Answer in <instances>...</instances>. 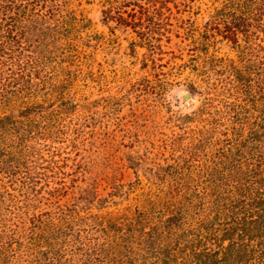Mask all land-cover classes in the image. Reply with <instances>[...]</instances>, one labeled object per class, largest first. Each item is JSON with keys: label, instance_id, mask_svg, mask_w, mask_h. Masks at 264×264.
<instances>
[{"label": "rangeland", "instance_id": "rangeland-1", "mask_svg": "<svg viewBox=\"0 0 264 264\" xmlns=\"http://www.w3.org/2000/svg\"><path fill=\"white\" fill-rule=\"evenodd\" d=\"M1 5L0 264H194L264 145V0Z\"/></svg>", "mask_w": 264, "mask_h": 264}, {"label": "trees", "instance_id": "trees-1", "mask_svg": "<svg viewBox=\"0 0 264 264\" xmlns=\"http://www.w3.org/2000/svg\"><path fill=\"white\" fill-rule=\"evenodd\" d=\"M0 0V20L7 15L5 6ZM20 14V24L25 21L28 14L26 7H23ZM27 25L20 26V34L24 35ZM264 143V142H263ZM259 148V149H258ZM248 156L242 164L235 166V180L230 181L227 195L222 197L219 215L223 217L222 224L216 230H201V233L194 238L184 240L177 251L185 250L186 256L192 258L194 264H264V145L262 147L250 146ZM255 150L256 152H252ZM252 161V162H251ZM173 219H170V222ZM168 225L166 223L164 226ZM171 230L170 227H165ZM157 232L142 234L139 238V255L133 259V253L123 246L127 252L124 255H115L113 259H108L107 264H145L147 260V249L154 244L155 237H159ZM227 245H224L225 241ZM176 241V240H175ZM212 243L213 248L207 244ZM148 245V246H147ZM163 247V245H161ZM160 255L159 264H171L176 259L175 254L168 250V244ZM176 251V252H177ZM99 257V254H97ZM121 259V262H120ZM139 259V260H138ZM95 261L103 262V259L93 257L84 264H94ZM157 263V262H156ZM155 263V264H156Z\"/></svg>", "mask_w": 264, "mask_h": 264}]
</instances>
